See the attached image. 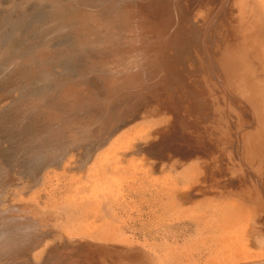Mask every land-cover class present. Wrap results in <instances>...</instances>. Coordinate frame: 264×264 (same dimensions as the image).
Returning <instances> with one entry per match:
<instances>
[{"label": "bare ground", "instance_id": "6f19581e", "mask_svg": "<svg viewBox=\"0 0 264 264\" xmlns=\"http://www.w3.org/2000/svg\"><path fill=\"white\" fill-rule=\"evenodd\" d=\"M49 1L99 67L12 108L0 264H264V0Z\"/></svg>", "mask_w": 264, "mask_h": 264}, {"label": "rangeland", "instance_id": "374dc122", "mask_svg": "<svg viewBox=\"0 0 264 264\" xmlns=\"http://www.w3.org/2000/svg\"><path fill=\"white\" fill-rule=\"evenodd\" d=\"M14 1H17V2L15 3ZM30 1L29 0H23V1L22 0H3V1L0 0V6H1L0 7V11H1L0 12V36L2 34H3V36L5 35V38L7 37L6 40L8 42L7 45L4 46V49H2L4 52L2 50L0 51V60L4 61V62L0 61V111H1L0 112V134H1L0 135V148H1V153H0V159L1 160H0V162L2 161L1 163L4 164V166H3L0 163V166H1L0 167L1 168L0 169V172L2 170V167L3 168L5 167L4 169H10L11 170L10 172H12L11 174L13 175L12 177H15V175H19V173L21 172V170L23 168L22 166H24L23 164L25 163V161H24L25 160V157H24L25 156V153L24 152H27V150H26L25 147L24 148H25L26 151L24 150V148H20V144H18L19 141L16 142V140H14V142H13L12 137L14 136V132H15V136H16V133L20 132L19 129H21V131H22V129H24V128L23 127L22 128H19L21 126V124H16L15 122H13V120H11V118L13 119V117H14V116L12 117V115H11V114H14L13 113L14 111L12 110V108L15 107V106H17V105H19L20 102L24 101L25 98H26L25 99V101H26L27 99L29 100V99L35 98L37 95L40 96V94L42 93V90L43 89L44 90H43V93L42 94H44L49 99L50 98H53L56 95L55 93L57 92V90L60 89L59 87H61V84L62 85L67 84V83L70 84V85L73 84V83L81 84L80 83L81 81H82V83L84 81H88L90 79V77H92V74L94 75V73H96V69L99 67V64H93L94 62L99 61V60H96L94 62H93V60H87L88 54L91 52V50H90L91 48L89 49V47L91 46V44H90V42H86V40H83L82 39V36L80 37L79 34L76 32L75 29L74 30H75V32L77 34L72 30L73 29L72 27H74L75 25H73V24H70V25L67 24V27L65 26V29H64V28H59V26H57L56 23L54 24V22H56V20L54 19V16L52 14H50L51 12L49 13V10L50 11L52 10L51 7H50V5H52V4H49L50 3L49 0H47V1L39 0V2H38V0H34L35 3H37V4H33L34 1H31V2ZM19 2H20V4H19ZM26 2L28 3V5H29V3H32V4H30L29 6H26L27 5ZM10 3H12V5H10ZM14 5H15V8H14ZM37 5H38V7H37ZM24 6L26 7V9H25ZM48 6H49L50 9L48 8ZM43 7H45V9ZM18 8L21 9V10H19ZM6 9L7 10L9 9L8 12H7ZM23 9H25L27 11H25ZM46 10L48 11V13L46 12ZM14 11H15V13L17 11L16 15H15ZM44 11L46 12V14H45ZM3 12H5V13H3ZM24 12H25V14L27 16L24 14ZM21 14H23V16ZM47 14H49V16ZM17 15H18V17H23L24 19L21 18L22 20H20V19L18 20V17H16ZM6 16H8V17H6ZM14 18L17 21H15ZM39 18H40V20H39ZM44 18H46V19H44ZM8 19H9V21L10 20H12V21L11 22H8ZM20 22H21L22 25L19 24ZM16 23L18 24V26L16 25ZM17 27H19V28H17ZM51 27L54 28V29H52ZM15 28H17V29L14 30ZM70 28H71V30H69ZM39 30H41V31H39ZM13 31H14L15 34H12ZM61 32H66V34L65 33H61ZM69 32H71V33H69ZM38 33H40V34H38ZM52 33H54V35ZM61 35H62V37H61ZM72 35H73V37L75 36L74 39H73ZM76 35H78V36H76ZM76 37L79 38L80 40L77 39ZM71 38H72V41H71ZM3 39H4V37H3ZM81 39H82V41H81ZM73 40H74V42H73ZM10 41H11L12 44H10ZM20 41H22V42H20ZM81 42L84 43V44L86 43L85 44L86 46L83 45V44H81ZM67 45H68V47H67ZM58 46H60V47H58ZM78 46H80L79 49H78ZM50 47H52V48H50ZM73 47H74V49H73ZM82 47H83V49H82ZM24 48H25V50H24ZM70 48H71V50H70ZM86 48H87V50H86ZM12 49H14V50L12 51ZM17 50H19V51H17ZM20 50H21V52H20ZM52 50L54 51V54H53V51ZM55 50H57V51H55ZM38 52H40L39 54H43L44 52L46 54H48V55H46L47 58H48L47 59V63L44 66L50 67V71H52L55 74V75H53L55 78L53 76L52 77L50 76V78L47 81L43 82V83H38L37 80H36L40 76V74L44 71V69H43L42 66H41V68H39L37 66L36 67L37 68L36 70H35V68L34 69L32 68V71L33 72H36V73H34L35 76H32V77H30L29 75L26 76L24 74V72L26 70H23L22 69L23 72H21V67L19 69V63H23L24 62V59L26 61V58H30L34 54L36 55ZM58 52H60V54ZM69 52H72V53H69ZM11 53H13V54H11ZM62 53H63V55H62ZM53 56H54V58H53ZM68 56H70V58ZM71 56L73 58H71ZM50 61H51V63H50ZM54 61H55V63H54ZM52 62H53V64H52ZM98 63H100V62H98ZM91 65L93 66V69L91 68L92 67ZM15 66L16 67L18 66L17 69L15 68ZM52 67L53 68L55 67V68L52 69ZM78 67H79V69H78ZM53 70H55L56 72L53 71ZM87 70H89V72H87ZM90 70H93V71H90ZM87 73L88 74L89 73H92V74H89L90 75L89 76ZM13 76L15 77V79L13 78ZM88 76H89V78H88ZM12 78L14 80H12ZM53 78H54V80H53ZM57 84H59V85H57ZM44 85L48 86L50 89H47V87L44 86ZM56 87H57V89H56ZM52 89H54V90L51 91ZM9 90H11V91H9ZM39 90H41V91H39ZM52 94H55V95L52 96ZM49 95L51 97H49ZM39 96H37L36 98H38ZM45 96H43V98ZM13 97H14V99H13ZM56 98L57 97H55V99ZM10 109H11L12 113L10 112ZM8 112H9V114H8ZM2 113L5 114V115H3ZM1 119H2V121H1ZM9 122L12 123V124H10ZM3 124H4V126L7 125V124H10V125H8V128L9 129L8 128L7 129L5 128V130H2L1 126ZM11 125H13V127ZM4 126H2V127L4 128ZM5 127H7V126H5ZM10 127H12V129H14V130H12ZM17 127H18V130L16 129ZM10 129H11V131H13L12 132V135H11V131L9 132ZM4 133H6V134H4ZM25 136L24 137H25V140H26L27 135H25ZM25 140L23 139V141H25ZM20 143L22 144V142H20ZM19 153H20V155H19ZM22 153H24V154H22ZM15 158H16V161H15ZM17 159H21V161H19V160L17 161ZM29 198H30V196H26V200H28Z\"/></svg>", "mask_w": 264, "mask_h": 264}]
</instances>
